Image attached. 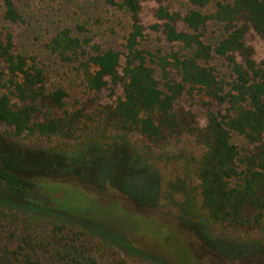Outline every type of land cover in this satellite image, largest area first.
<instances>
[{
  "label": "trees",
  "instance_id": "trees-1",
  "mask_svg": "<svg viewBox=\"0 0 264 264\" xmlns=\"http://www.w3.org/2000/svg\"><path fill=\"white\" fill-rule=\"evenodd\" d=\"M164 0H105L128 16L125 53L90 45L63 27L45 44L61 63L73 65L89 91L120 85L122 96L111 104L86 101L68 109L62 86L35 57L17 53L12 35L0 31V125L8 136L68 153L91 142H119L136 154L177 152L187 168L189 194L198 210L220 231H264V60L256 63L245 37L252 30L264 41V0H187L179 15ZM4 19L20 20L12 0H3ZM157 4V21L169 43L188 50L164 53L144 47L142 4ZM209 24L219 36L203 40ZM81 29V28H80ZM86 48L88 50H86ZM224 61L225 72L210 65ZM156 69L159 77L156 76ZM173 73V74H171ZM197 97L206 109L205 125L180 105L183 94ZM212 104L222 107L214 112ZM241 137L245 147L232 142ZM0 189L11 200L0 203V264H150L122 257L94 233L46 216L21 213L15 205L36 198V186L0 170ZM10 203V204H9Z\"/></svg>",
  "mask_w": 264,
  "mask_h": 264
},
{
  "label": "rangeland",
  "instance_id": "rangeland-1",
  "mask_svg": "<svg viewBox=\"0 0 264 264\" xmlns=\"http://www.w3.org/2000/svg\"><path fill=\"white\" fill-rule=\"evenodd\" d=\"M12 2L20 20H5L4 2L0 0V31L12 35L17 53L36 58L50 78L49 85L64 88L68 109L79 108L89 100L111 104L122 96L120 85L89 91L75 67L61 63L45 49V44L67 27L79 39L90 40V45L124 54L129 20L123 10L109 6L105 0ZM163 5L179 15L176 29L186 31L180 18L189 10L187 0H164ZM157 6L153 2L142 4L144 47L164 53H187L180 44L167 42L161 31L149 29L160 23L154 16ZM218 36V27L209 24L203 40L212 44ZM245 41L254 50L256 63L263 61L264 41L252 30ZM210 65L226 71L222 59L212 58ZM156 76L159 77L157 69ZM179 103L196 115L200 126L205 125L206 109L197 97L184 93ZM210 109L223 110L216 104ZM11 132L0 125V170L31 180L36 186L31 205H15L19 212L78 225L94 233L97 240L109 243L122 257L138 262L264 264V231L246 235L220 231L202 216L191 200L187 168L177 152L150 157L136 154L122 143L106 141L55 154L41 145L13 140L8 136ZM232 142L240 148L246 146L238 136ZM7 200L11 197L0 189V203L8 206Z\"/></svg>",
  "mask_w": 264,
  "mask_h": 264
}]
</instances>
